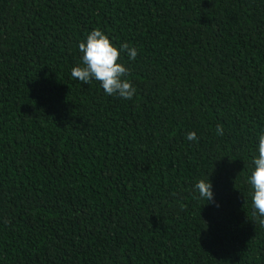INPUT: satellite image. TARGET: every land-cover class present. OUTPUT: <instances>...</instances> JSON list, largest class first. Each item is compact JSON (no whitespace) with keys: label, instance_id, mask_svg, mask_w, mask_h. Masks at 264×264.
I'll return each mask as SVG.
<instances>
[{"label":"trees","instance_id":"trees-1","mask_svg":"<svg viewBox=\"0 0 264 264\" xmlns=\"http://www.w3.org/2000/svg\"><path fill=\"white\" fill-rule=\"evenodd\" d=\"M97 28L130 100L71 76ZM262 134L264 0H0V264H264Z\"/></svg>","mask_w":264,"mask_h":264},{"label":"clouds","instance_id":"clouds-1","mask_svg":"<svg viewBox=\"0 0 264 264\" xmlns=\"http://www.w3.org/2000/svg\"><path fill=\"white\" fill-rule=\"evenodd\" d=\"M78 47L83 54L82 64L72 68L73 79L85 84L96 80L107 95H116L128 100L133 98L136 88L126 79L128 69L119 60L123 52L127 53L129 59L134 60L138 55L134 47L124 43L118 49L98 28L92 30L88 34L86 42H80ZM216 132L223 135V127L218 125ZM187 139L196 141L198 138L195 132H190L187 134ZM253 162L255 167L247 182L252 190L251 199L255 210L253 216L264 227V134L259 136L258 156ZM195 188L198 190L199 196L206 199L207 203L213 201L214 194L209 179L207 181L200 180Z\"/></svg>","mask_w":264,"mask_h":264}]
</instances>
